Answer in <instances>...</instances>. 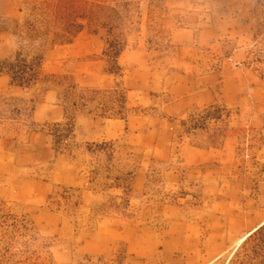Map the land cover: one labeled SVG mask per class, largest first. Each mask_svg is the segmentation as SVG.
Here are the masks:
<instances>
[{"label": "rangeland", "instance_id": "1", "mask_svg": "<svg viewBox=\"0 0 264 264\" xmlns=\"http://www.w3.org/2000/svg\"><path fill=\"white\" fill-rule=\"evenodd\" d=\"M87 1L72 36L59 0H0V63L43 58L0 73V264L236 260L264 220V0Z\"/></svg>", "mask_w": 264, "mask_h": 264}, {"label": "trees", "instance_id": "2", "mask_svg": "<svg viewBox=\"0 0 264 264\" xmlns=\"http://www.w3.org/2000/svg\"><path fill=\"white\" fill-rule=\"evenodd\" d=\"M58 6L60 9H53L55 15H53V20H51L52 22L49 24L57 25V27L61 28L66 34L72 36L78 32L75 31V33H72L70 29L72 26H75L71 21L72 16L78 11H92L93 8V5L87 0H59V5L57 4V7ZM47 7H50V4H48ZM76 27L81 28L82 25H76ZM42 59V56L28 59L23 57L21 52H18L14 61L0 63V73L7 70L12 82H16L22 86L31 85L39 79ZM66 131L69 133L72 130L69 128L66 129ZM56 136L58 139H62L66 137L67 134L62 133L61 130H57ZM245 242L246 244L243 246V252L235 253L234 256H236V260L231 259L229 264H264V225L254 232Z\"/></svg>", "mask_w": 264, "mask_h": 264}, {"label": "bare ground", "instance_id": "3", "mask_svg": "<svg viewBox=\"0 0 264 264\" xmlns=\"http://www.w3.org/2000/svg\"><path fill=\"white\" fill-rule=\"evenodd\" d=\"M264 225V220L260 223V224H258L256 227H254L253 229H251L249 232H247L244 236H242L240 239H239V241H238V243H237V245H236V249L238 248V247H240V245L243 243V242H245L254 232H256L260 227H262ZM236 249H235V251H236ZM234 254V252L232 253V255ZM232 255L229 257V259H228V261H227V263L226 264H228L229 263V261H230V259H231V257H232ZM219 258V257H218ZM211 264V263H210Z\"/></svg>", "mask_w": 264, "mask_h": 264}]
</instances>
